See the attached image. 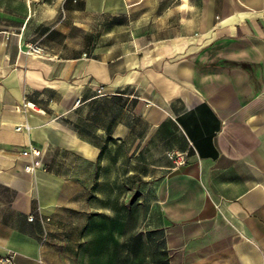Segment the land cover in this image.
I'll return each instance as SVG.
<instances>
[{"label":"crops","instance_id":"crops-1","mask_svg":"<svg viewBox=\"0 0 264 264\" xmlns=\"http://www.w3.org/2000/svg\"><path fill=\"white\" fill-rule=\"evenodd\" d=\"M172 1L25 0L12 17L0 0V258L119 264L140 236L157 253L147 264H264V0ZM137 11L149 14L121 52L70 49L71 29ZM90 103L107 106L93 132L73 129ZM29 144L42 151L34 172ZM171 152L186 155L177 170Z\"/></svg>","mask_w":264,"mask_h":264},{"label":"rangeland","instance_id":"rangeland-1","mask_svg":"<svg viewBox=\"0 0 264 264\" xmlns=\"http://www.w3.org/2000/svg\"><path fill=\"white\" fill-rule=\"evenodd\" d=\"M23 4L25 5V0H10V11L6 14L12 17H18L20 13L23 15L25 12ZM165 4H173V1L166 0ZM19 9L22 11L19 12ZM142 14L147 15L149 12L137 11L132 14L118 13L117 15H113L106 13L97 15L86 23V30L71 29L70 36H72L75 40L71 43L70 49L72 50L74 46H79L80 48H85L87 55L98 57L104 56L110 51L121 52L123 49L127 48V46L131 45L133 35L141 31V24L145 22V17L143 20ZM153 15L162 16L163 18L165 13L163 12V9L159 12H150V21L154 18ZM150 30L153 32L157 29L150 28ZM57 43L58 42H56L54 46H57ZM124 99H126V97ZM127 99L129 102L128 106L132 105L135 107L139 102L143 101V94L140 90L131 91L127 93ZM123 102L124 106L125 101ZM77 103L75 102V104ZM94 109L93 103L88 104V107L83 110L76 108L72 110L71 119L68 118L67 122L73 129H80L82 132L92 133L95 119L99 120L100 110L104 112V110L107 109V106L103 108L99 106L96 113ZM121 114L122 111L120 110L118 115L120 116ZM134 168L135 171L140 173V166L138 164L135 163ZM140 182V177L135 173V191L137 190L136 186L139 185ZM135 194L137 193L135 192ZM142 214V207L135 205L133 211L134 228L140 226ZM64 238H66V240H63L62 242V248L64 250L63 254L69 257L71 256L70 258L75 257V251L72 248L76 246V244L72 240H67V238L74 239L75 237L72 236ZM86 239L88 244L85 252L90 256L93 254V237L87 236ZM120 239L121 238L119 237V241H121ZM126 255L125 247L121 246V249H119V261L121 259V263L119 262V264H125ZM127 256L128 264H147L148 262H152L153 257H156L157 253H153L145 248L142 244L141 237L135 236L133 249L130 253L128 252Z\"/></svg>","mask_w":264,"mask_h":264},{"label":"built area","instance_id":"built-area-1","mask_svg":"<svg viewBox=\"0 0 264 264\" xmlns=\"http://www.w3.org/2000/svg\"><path fill=\"white\" fill-rule=\"evenodd\" d=\"M18 51L23 54L35 55L37 57H40L43 55V49L39 45L32 44V43H25V44L19 43ZM98 93H99V90H98ZM21 127L25 129L28 128L27 125H23V126L18 125L15 128L17 130H20ZM41 154H42L41 149L33 146L32 144H29L26 149L21 151V157L27 159V162L24 165L25 171L34 172L37 169L43 168V165L41 163ZM169 157L173 164V170H177L186 162V155L184 153L171 152ZM28 220L32 221L33 216L32 215L29 216ZM0 264H13L12 255L1 257Z\"/></svg>","mask_w":264,"mask_h":264}]
</instances>
